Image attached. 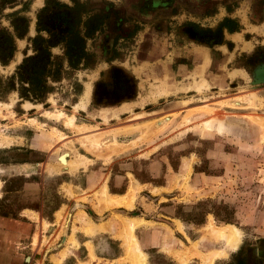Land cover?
I'll return each mask as SVG.
<instances>
[{"label":"rangeland","instance_id":"374dc122","mask_svg":"<svg viewBox=\"0 0 264 264\" xmlns=\"http://www.w3.org/2000/svg\"><path fill=\"white\" fill-rule=\"evenodd\" d=\"M0 209L30 223L27 261L84 256L81 219L124 256L137 218L146 264H264V0H0Z\"/></svg>","mask_w":264,"mask_h":264},{"label":"crops","instance_id":"0c3cea01","mask_svg":"<svg viewBox=\"0 0 264 264\" xmlns=\"http://www.w3.org/2000/svg\"><path fill=\"white\" fill-rule=\"evenodd\" d=\"M136 183L139 186L141 184L144 185V183H141V182L140 183L136 182ZM132 184H134V183L132 182ZM134 189H135V187H134ZM99 193L101 196V199L99 201L103 202V206L101 208H105V206L120 205L122 203L125 204L128 208L132 206V197H134V196L130 195V192L125 196L115 194V196H120V197H111L107 194L105 188H102ZM107 202L111 203V205H107L106 204ZM4 212H5L4 209H0V264H110V263L111 264H117V262L119 260L124 261V260H126V258H128L129 264H131L130 255H129V251L127 249V245L125 243L123 230L120 231V233L118 234V238H120L122 240V247L124 248V252H125L124 256H121V255L117 256L116 255V256H112V257L111 256L110 257H108V256L98 257L97 254L95 253L96 248L94 246L95 242L97 241L96 240L97 237L89 240L88 238L93 237V236H88V235H92L95 232H96L95 234H98L99 232L97 233V230L98 231H104L105 226L100 225L101 223H104V222L93 224L91 221L85 222L83 219L80 220L81 228L83 230V233H81L80 238H79L80 241L77 240V235L73 239H74L75 244H76V242H77V244L79 243L78 248H80L81 246L85 247L86 244L89 242L91 243L93 249H91V246H88V250L86 249L87 252L86 253L84 252V254H82L84 256H79V258H77L75 256V253H77L78 249H75L76 251L75 250L73 251L70 248H67L65 246L66 242H67V239H66V240H64L62 245L60 244V246L57 250H53V252H52V250H50L48 255L44 258V260H41V259H43L41 256V258L40 257L39 258L34 257V258H30V260L27 261L25 259V256H24V251H23L24 247L23 246H24L25 239H26V232L30 231L31 225L28 221H25L24 219H21V220L19 218L14 219V218L9 217L7 215L8 212L6 214ZM57 213H56V215L60 214V213H58V214ZM60 216H61V214H60ZM123 219L133 220V221H143L144 224L147 223L144 220L137 219V218H123ZM123 219H121L122 223H123ZM43 223H45L46 225L48 224L46 222H42L41 223L42 227H43V225H42ZM85 224H87L91 229H93V232L91 234H88L84 231V225ZM144 224H142V225H144ZM177 229H178V227H177ZM53 231H54V227H53V230L51 232H53ZM133 235L135 236L134 230H133ZM82 237H88V238L82 239ZM223 242L226 245L225 239ZM40 243H41V241H39L37 248L40 246ZM58 245H59L58 243H55L54 246L57 247ZM87 245H89V244H87ZM55 247H53L51 249H54ZM193 250H196V252H199L197 245H196V242H193V244L191 245V247L189 249V252H193ZM44 252H45V248L43 249V253ZM210 252H214V253H218V254H220L221 252H224L227 256L228 252H230V250L229 249L221 250V251H215L214 250V251H210ZM178 253L187 255L181 251H175L172 254L176 258V260L178 259V255H177ZM199 253H201V252H199ZM89 254H90V257L92 259V262L85 263L84 261H85V259H87L89 257ZM95 257L102 259V261L95 259ZM145 257H146V254H145ZM192 257H194V256H192ZM216 258H223V256H219ZM31 260H32V263H30ZM145 264H146V262H145Z\"/></svg>","mask_w":264,"mask_h":264},{"label":"bare ground","instance_id":"6f19581e","mask_svg":"<svg viewBox=\"0 0 264 264\" xmlns=\"http://www.w3.org/2000/svg\"><path fill=\"white\" fill-rule=\"evenodd\" d=\"M60 160L62 161V163L64 162L66 164L64 157L60 158ZM135 186L136 185L134 183L130 187V194L131 195H134V192H135L134 191V187ZM137 224H139V223L138 222L136 223L133 220L123 219V229L122 230L124 232L125 243L127 245L128 251H129L131 264H145V262H146L145 254L141 251V249H140V247H139V245L137 243V240H136V238L133 235V230H134L135 226H137ZM206 228H207L206 230L208 232V235L210 237H212L213 239H217V238L219 239L220 237H225L226 238V243L229 246V248H231V249L236 248L237 245H238V243H239V241L241 240L240 239V235H241L240 231L236 227H234L232 225H223V226H220V227H216V226H213L211 224V225L207 226ZM87 230L88 231H91L92 229L90 230V228H87ZM215 256H218L219 257V255H216L214 253L208 255L206 257L204 263L205 264H212L213 263L212 262L213 261V258H216ZM220 256L225 257L226 254L224 252H222V253H220ZM187 257H189V256H187ZM180 262L182 264H186L187 261H185L182 258V259H180Z\"/></svg>","mask_w":264,"mask_h":264},{"label":"trees","instance_id":"16d2710c","mask_svg":"<svg viewBox=\"0 0 264 264\" xmlns=\"http://www.w3.org/2000/svg\"><path fill=\"white\" fill-rule=\"evenodd\" d=\"M163 264H166V263H163ZM168 264V263H167Z\"/></svg>","mask_w":264,"mask_h":264}]
</instances>
